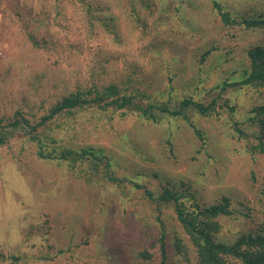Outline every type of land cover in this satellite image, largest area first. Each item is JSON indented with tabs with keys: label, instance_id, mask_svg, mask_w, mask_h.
<instances>
[{
	"label": "rangeland",
	"instance_id": "1",
	"mask_svg": "<svg viewBox=\"0 0 264 264\" xmlns=\"http://www.w3.org/2000/svg\"><path fill=\"white\" fill-rule=\"evenodd\" d=\"M253 18L264 0H0V264H159L162 244L195 264L165 189L228 197L221 241L263 232L264 89L234 84L264 46ZM74 93L92 103L54 112ZM184 99L215 109H160Z\"/></svg>",
	"mask_w": 264,
	"mask_h": 264
},
{
	"label": "trees",
	"instance_id": "2",
	"mask_svg": "<svg viewBox=\"0 0 264 264\" xmlns=\"http://www.w3.org/2000/svg\"><path fill=\"white\" fill-rule=\"evenodd\" d=\"M223 17L227 20V13H223ZM243 22L247 27H263L264 18L244 19ZM250 60L249 74L240 82H234L236 85H257L264 89V46L257 45L248 50ZM112 87V86H111ZM112 88H110L111 90ZM82 93H74L63 97L57 104L55 111H60L64 107H76L92 103V100L83 97ZM104 99V97H102ZM128 98H124L122 102L119 97L112 99L108 104H115L118 107L127 105ZM154 104L148 105L143 113L153 116L152 108ZM192 106L200 114L209 115L215 109L214 102L205 104L192 99H184L180 103V109H171L168 106L160 107L164 112L172 115H185L183 108ZM254 117L256 118L259 129L260 145L264 150V104H260L254 108ZM3 138L0 135V143ZM83 154L89 153L99 159L94 150H83ZM149 195L153 197V193L149 191ZM161 202H173L174 210L178 221L189 235L196 249L195 264H264V231L259 233H242L232 242L221 241L216 237L221 225L219 217L221 215H229V198L224 196L218 203L212 204L205 208L189 209L182 202L178 194L170 189H165L155 198ZM144 257H150L149 252L144 253ZM166 252L164 244H162V259L159 264H167Z\"/></svg>",
	"mask_w": 264,
	"mask_h": 264
}]
</instances>
